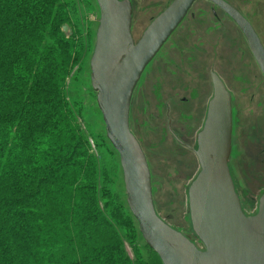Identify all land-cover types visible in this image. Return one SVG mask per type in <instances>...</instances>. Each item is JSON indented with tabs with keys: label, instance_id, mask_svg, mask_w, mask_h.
I'll return each mask as SVG.
<instances>
[{
	"label": "trees",
	"instance_id": "1",
	"mask_svg": "<svg viewBox=\"0 0 264 264\" xmlns=\"http://www.w3.org/2000/svg\"><path fill=\"white\" fill-rule=\"evenodd\" d=\"M72 4L0 0V264H143L125 247L134 250L131 211L97 193L92 134L68 98L83 47L92 51Z\"/></svg>",
	"mask_w": 264,
	"mask_h": 264
},
{
	"label": "rangeland",
	"instance_id": "2",
	"mask_svg": "<svg viewBox=\"0 0 264 264\" xmlns=\"http://www.w3.org/2000/svg\"><path fill=\"white\" fill-rule=\"evenodd\" d=\"M172 1L131 0L132 33L136 41ZM228 1L246 12L254 13L253 7L257 8L256 0ZM260 1L264 8V0ZM72 5L67 9L78 29L81 44L90 42L93 51L100 20L97 0H73ZM71 31L73 33L72 28ZM92 51L86 53L83 47L80 61L67 82L68 98L72 105L78 103L82 111L81 126L92 134L90 144L97 164L92 171L98 195L107 199L103 196V188H107L109 196L119 197L123 209L130 213L120 157L107 138L91 84ZM212 69L233 87L230 90L235 96L238 140L232 160L233 174L241 180L240 189L243 187L248 194V198L241 194L245 210L247 213L254 211L257 205L248 203V199L251 195L258 197L264 191V152L255 157L247 155V149L249 146L255 151L259 142L264 143V77L240 29L215 4L208 0L195 2L186 19L143 73L130 112L131 130L150 167L158 215L200 248L203 245L193 233L188 206V188L199 173L200 164L195 152L175 139L170 126L177 132L182 127L180 136L192 149L197 148V135L204 125L208 100L213 93L210 89ZM254 129L259 138L251 136ZM116 214L115 223L121 225L117 228H124L120 223L122 218ZM133 226L136 232L134 250L125 243L130 261L137 259L143 264H162L144 240L136 219ZM117 253L115 250L113 256Z\"/></svg>",
	"mask_w": 264,
	"mask_h": 264
},
{
	"label": "water",
	"instance_id": "3",
	"mask_svg": "<svg viewBox=\"0 0 264 264\" xmlns=\"http://www.w3.org/2000/svg\"><path fill=\"white\" fill-rule=\"evenodd\" d=\"M197 0H173L136 41L131 0H97L100 20L90 59L91 84L120 157L127 204L140 232L163 264H264V195L255 215H246L230 167L232 98L213 73L214 92L193 149L200 171L188 188L189 217L198 247L157 213L150 167L130 127L135 89L147 66L185 20ZM240 27L264 74V47L253 26L226 0H209ZM64 32L72 34L69 25Z\"/></svg>",
	"mask_w": 264,
	"mask_h": 264
},
{
	"label": "flooded vegetation",
	"instance_id": "4",
	"mask_svg": "<svg viewBox=\"0 0 264 264\" xmlns=\"http://www.w3.org/2000/svg\"><path fill=\"white\" fill-rule=\"evenodd\" d=\"M209 1V0H208ZM227 2H229L228 0H226ZM260 0H256V9L253 7V9H254V13H252V12H246L245 11V9H239V8H237L236 6H234L233 4V6L242 14V16L245 18V19H247L248 21H249V23L253 26V28H254V30L256 31V33H257V35H258V37L260 38V40H261V43H262V45H263V47H264V8L262 7L263 5H260ZM230 3V2H229ZM231 4V3H230ZM258 4V5H257ZM133 6V5H132ZM215 7L217 8L218 6H216L215 5ZM219 8V7H218ZM219 9H221V8H219ZM221 11H223L222 9H221ZM223 13L228 17V19L234 24V25H236V27L238 28V30L240 29V27L232 20V18L225 12V11H223ZM248 13H250V14H248ZM177 30V29H176ZM240 31H241V33H242V36H244V38L246 39V36H245V34L243 33V31L240 29ZM246 41H247V39H246ZM247 44H248V41H247ZM248 46H249V44H248ZM249 48H250V46H249ZM250 51H251V55L253 56V58L255 59V57H254V54H253V52H252V50H251V48H250ZM255 61H256V59H255ZM256 63H257V61H256ZM257 65H258V69L260 70V72H261V74L263 75V77H264V74H263V72H262V70H261V68H260V66H259V64L257 63ZM213 73H215L220 79H221V81L224 83V85H225V88L226 89H228V91L230 92V94H231V98H232V108H233V132H232V151H231V158H230V167H231V171H232V175H233V178H234V181H235V186H236V190H237V192H238V194H239V197H240V199H241V197L243 196V197H247L248 198V194H247V192L243 189V187H242V189H240V185H241V180L238 178H236L235 176H234V174H233V169H234V164L232 163V160L234 159V156H235V153H236V148H237V135H236V130H237V121H236V108H235V96H234V92L232 91V90H230V89H233V87H230L228 84H227V82L224 80V78L217 72V71H215L214 69H212L211 71H210V75H211V88L210 89H212V91L214 92V89H215V87H214V83H213ZM212 94V96H211V98H209V100H208V104H207V108H206V115H205V119H206V117H207V111H208V107H209V103H210V101H211V99H212V97H213V93H211ZM183 101H187V98H183ZM204 123H205V121H204ZM171 125V124H170ZM170 130H172V133H173V135H174V137H175V139L176 140H178L180 143H182L183 145H185L186 147H188L189 149H191V150H193L192 148L193 147H191L190 145H188L184 140H183V138L180 136V132H183V128L182 127H180V130H179V132H177L176 130H173V129H171V126H170ZM250 134H253V135H251L252 137H255V138H259L260 136H259V134H258V132L254 129ZM259 151V153H257ZM247 155H250V156H255V157H258L259 155H262V152H264V143H261V142H259L258 143V145H257V148L255 149V151L254 150H252L249 146H248V149H247ZM241 194H242V196H241ZM264 195V191L262 190L261 191V194L258 196V197H256V196H253V195H251V197L248 199V203H252V205H254V203L257 205L256 206V208L254 209V211H252V212H248L247 213V211L245 210V207H244V205H243V202H242V199H241V203H242V207H243V210H244V212L246 213V215H255L257 212H258V210H259V204H260V199H261V197Z\"/></svg>",
	"mask_w": 264,
	"mask_h": 264
},
{
	"label": "bare ground",
	"instance_id": "5",
	"mask_svg": "<svg viewBox=\"0 0 264 264\" xmlns=\"http://www.w3.org/2000/svg\"><path fill=\"white\" fill-rule=\"evenodd\" d=\"M182 23V22H181ZM171 37V36H170ZM106 128V127H105ZM110 142V141H109ZM135 218V217H134ZM140 229V228H139Z\"/></svg>",
	"mask_w": 264,
	"mask_h": 264
}]
</instances>
